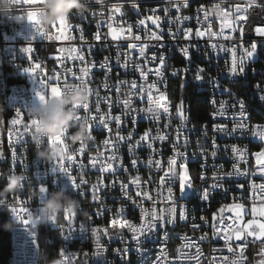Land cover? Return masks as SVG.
I'll return each mask as SVG.
<instances>
[{"label": "built area", "instance_id": "2783aa9c", "mask_svg": "<svg viewBox=\"0 0 264 264\" xmlns=\"http://www.w3.org/2000/svg\"><path fill=\"white\" fill-rule=\"evenodd\" d=\"M179 0H135L139 5V9L132 7L133 0H90L88 11L83 16L73 14L69 17L71 27L64 33L62 39H46L35 33V29L27 21L26 9L37 7L39 5H17L11 10L12 16H24L23 20L10 21L6 17H0V72L3 76L6 98H7V115L5 122L6 139L3 147L0 166L3 173L11 172L13 168L12 155L16 152L15 173H23L27 180L21 191L10 196L6 206H0V223L7 220L8 223H15V227L8 231L9 233V261L8 264H44V255L49 243L56 241L57 250L56 257H62L64 264H196L195 260L183 259V254L189 256L196 255V248L182 247L186 243L184 237L191 238L199 244L202 255L199 257L200 264H223V257L228 256L230 259L238 254L239 244L247 243L244 249V256L247 258L244 264H251L255 260L254 254L258 249H264V240L254 241V237H248L247 242L236 241L234 238L229 243L232 245L234 252L229 253L225 242L222 239H213V224L219 223L221 216L220 210L225 209L223 216H234L233 212L227 211L233 203H242L245 213L244 222L247 223L253 219L251 215L252 206L259 205L262 201L259 199L264 192V165L257 164L255 153L264 150V141L252 135V129L256 125L264 126V37H257L254 32L255 26H264V0H255L259 7L253 6L248 8L245 13L248 17L246 21H241L244 25L243 44L249 47L250 43L255 40L258 43V50L255 57L245 61V73L251 74L250 82H243V74L232 76L229 73L231 67V53L225 51L214 50L210 45L213 42L209 39L207 33L202 38L195 36L196 30L199 28L204 31L211 22L212 31L219 32L223 17H218L212 13L209 21H203L204 11H211L214 4H219L220 0H189V6H181L179 12L173 3ZM251 0H226L221 4V8L225 11L235 13L236 6L242 9L247 7ZM122 5L120 12H115L113 5ZM167 9V14L165 13ZM198 9H203L199 11ZM155 10V13H153ZM149 15L159 16L161 19L157 22L161 32L156 24L146 18ZM188 16L189 20L183 21L180 25V31L177 32L179 22L169 25V18L175 20V17ZM199 15L203 23H198L196 17ZM112 17V19H109ZM140 20H144V24H140ZM124 29L123 36H128V26H132V37L140 35L141 40L121 39L114 41L111 39L110 28ZM99 26V27H98ZM169 27L176 38L173 39L169 35ZM192 29V37L189 40L183 38L184 29ZM99 31L101 39L97 41L95 36ZM152 32H157L163 36L162 40H148L146 37ZM230 29H225V34L230 33ZM83 33L84 40L80 39ZM54 35H59L53 30ZM233 39L223 40L216 39L214 42L223 44L227 47L237 46V56L242 55L239 48L241 43L240 32L232 33ZM129 43L148 44L146 56L149 58L148 64L145 66L144 60L140 57L137 49H128ZM163 44L164 47H157ZM192 45L190 47V60L183 57L181 48ZM31 46L34 50L30 54H25L22 49ZM89 46L91 52L89 53ZM75 48L77 51L72 52ZM120 53V60L123 63L126 53L129 64L127 69L117 63V53ZM81 53L85 56L87 64L95 63L96 67L91 69L88 77V86L93 90V95L89 97V114L95 115L97 118L101 114H105L106 120L109 112V103L101 100L100 113H96V92L102 98H111V116L121 115L123 112V104L118 102L125 98L126 93L130 90V85L135 81L138 88L134 91L139 92V86L143 85L147 90V85L155 82L162 92H166L169 98V87H171V77H178L181 80L180 101H183V114L185 121L181 122L178 116L176 125H167V117L157 122L149 116H145L140 112L136 116L135 125L132 123L131 117L121 116L123 123L119 127L121 135L127 137L129 132L133 133V141L140 139L146 131H151V135L155 136L157 131L164 134V128L174 129V140L163 141L153 140L152 148L141 141L139 147L135 150V157L138 160L136 168L131 167L133 155L129 152L127 142L120 143L116 137L117 125L114 119L108 121L111 133L98 122L92 123L93 139L86 142L83 153L78 151L80 143L74 145L71 149V155L74 154V162L65 159L66 167H69L77 178V182L81 177L87 181L81 186V191L76 192L72 184L56 165L59 160L48 162L38 160L36 156L37 147L31 139V133H24L25 125L30 123L31 116L29 110L39 106V99L36 93L40 91L38 81L47 79L49 75L60 76L61 86L65 79L69 83L79 84L74 76L81 74V68L85 67V62L75 59L74 57ZM155 53L157 56L164 54L166 57L165 67L163 68L164 80L160 81L158 77L152 73L148 74V79L144 80L140 72L136 70V65L144 67L147 72L148 68H155L159 61L155 63L150 61L151 55ZM31 56L30 60L28 56ZM108 57L110 60L111 72L99 67L100 63ZM36 64L41 68L36 69L34 74H28L22 71L24 67L33 68ZM203 68L200 73L203 77L201 80L196 79L198 70ZM71 71H68V70ZM173 69L179 70L177 75H172ZM186 69V71H185ZM35 78L37 83L32 79ZM118 81H127L128 84H118ZM49 84L56 83L55 79L48 81ZM107 84V87H105ZM259 85V87H257ZM119 88V93L117 92ZM227 89V91H225ZM50 91V89H49ZM185 92H193L194 96L206 105V118L200 122L190 121L185 114ZM45 95H47L45 93ZM243 100L245 111L248 113V130L243 135L239 133L234 135H225L224 133L213 130L214 124H224L230 130L233 127V113L239 112V101ZM215 101V103H213ZM227 104V117L215 116L220 104ZM235 105V107H233ZM148 106L146 92L143 99L138 94L133 97V107L144 109ZM177 106H173L176 111ZM21 111L20 116L16 115V111ZM82 117L85 115L83 109L79 113ZM18 119L20 123L12 125L11 120ZM182 133L181 142L176 146L181 152H186L184 158L176 157L177 164L175 166L177 175L169 180L173 189L174 199L176 201V212L183 210L186 220H180V229H171V236L165 238L161 245H153L152 234L148 238L141 237L140 245L142 252L136 251L137 244L133 240V233L129 227L125 225L120 227L123 216L131 224L137 227L141 224V208L133 203V200L142 202L145 209L151 210L153 207L159 211L161 208H168L167 202L168 183L161 186L160 177L168 171V160L174 157L173 144L176 142V134ZM205 132L207 135L205 136ZM23 133V135H21ZM186 138L187 142H184ZM105 139L113 140V145H104ZM215 140L219 146L213 149L212 144ZM47 143V142H46ZM232 145H236L241 149H247L246 163L239 162L241 170L247 169L248 175L231 178L225 177L223 189H211L214 183L213 175H219L221 172H232L233 165L237 163V158L231 151ZM118 149V150H116ZM201 149L204 154L201 155ZM116 150V155L122 158V165L119 160L113 164L115 172H101V163H107V157L112 155V151ZM216 151L217 155L213 158L212 151ZM92 157H97L95 167L90 162ZM158 160L161 167H149L148 160ZM188 173L194 174V183L192 189L186 196H195V205L185 207V197H181L180 193H176V182H179V168L181 163H185ZM126 166L129 171L125 172L123 167ZM141 177L140 190L147 191L152 200L144 199L136 196L137 187L129 181L135 176ZM203 177V179H202ZM150 178V179H149ZM167 179V178H166ZM102 181V183H101ZM115 181V183H113ZM120 181L127 183L128 196L125 197L122 191ZM147 181V183H145ZM6 181L0 179V189H3ZM98 187V191L94 192L93 186ZM243 185V187H239ZM255 185V188H253ZM43 186L47 189L46 193L40 199L33 196L38 193L39 188ZM205 188L210 189V199L203 201L201 198L202 191ZM65 192L66 195L79 200L81 208L75 214L76 231L70 233V225L65 219V214L61 215L59 222L53 223L41 217L40 222L35 227L31 225L25 226L20 221L13 219L11 208L17 209L27 208L34 216L39 212L40 207L45 199L52 193ZM95 196V199H94ZM123 209V212H121ZM24 218H27V212H20ZM71 218L73 215H67ZM216 216V221L213 217ZM201 217H204L202 220ZM264 221V217H256ZM113 221H116L113 223ZM207 221V222H206ZM225 224L231 221L225 220ZM83 224L86 231H79L80 224ZM193 224L199 225L193 228ZM63 225V228L59 227ZM166 226L171 228V224ZM235 226V225H234ZM92 229H97V235L102 245V255L97 256L95 253L101 251L96 246V237L92 235ZM159 229V228H158ZM107 231L108 235H105ZM207 234V239L199 238ZM66 235H70L67 239ZM123 237V239L121 238ZM54 238V239H53ZM127 249V251H125ZM217 249V251H213ZM179 250V252H178ZM180 257V258H178Z\"/></svg>", "mask_w": 264, "mask_h": 264}, {"label": "snow or ice", "instance_id": "6c2138e0", "mask_svg": "<svg viewBox=\"0 0 264 264\" xmlns=\"http://www.w3.org/2000/svg\"><path fill=\"white\" fill-rule=\"evenodd\" d=\"M170 2H172V0H170ZM225 2H226V0H220L219 4L213 5L211 11H204L203 21H205V22L209 21V17H210V15H212V13H215L218 17H223V22L221 23V27H220L219 32L212 31V25H211V22H209L208 27L204 31H201L198 28L195 32V36L197 38H202L205 35V33H207L209 39L213 41L210 46L214 50L230 52L231 53V67L229 69V73L232 76H238V75H242L245 73V61L250 60L251 58L255 57L257 54V50H258V43L255 40H253L250 43L249 47L244 46V44H243L244 25L240 24V22L246 21L248 19L247 15L245 14L248 11V8L253 7V6L259 7V5H257L255 3V0H251V2L247 5V7L243 8V9L239 5H237L236 9H235V13H233L231 11H225L221 8V4H223ZM42 3H43V0H17L18 5L22 4V5L31 6V5H40ZM181 6H183L185 8L188 7L189 6V0H179V2L173 3V7H176L178 12H179ZM121 7H122V5H118V4L113 5V8H114L115 12H117V13L120 12ZM132 7L136 8L137 10L139 9V5L135 3V0H133ZM30 8H34V7H30ZM167 11L168 10L165 9L166 14H167ZM199 11H203V9H198V12ZM153 13H155V10H153ZM18 18L23 20L25 17L22 15V16H18ZM26 18H27V21L35 29L36 35H38L42 38L50 39V40L51 39H62V38H64V33L66 31H68V29L71 27V25L69 24V18L61 20L57 25H53L51 27V29H46L43 26H41L40 21L38 19V13H36L34 11H28L26 14ZM109 19H112V17H109ZM146 19L151 20L153 24L157 25V28L160 29L161 32L163 31V29H161L160 25L157 23L161 19L159 16H155V18H153V15H149ZM189 19H190V17H188V16L181 17L179 15H177L175 17V20H173L170 17L169 18V25H171L172 23L179 22V24L177 25V29H176V31L179 32L180 31V25L183 24V21H186ZM196 19H197L198 23H203L200 20L199 15L196 17ZM139 23L144 24L145 21L140 20ZM109 28H110L111 39L114 41L121 40V39H129V38L134 39L135 41L141 40L140 35H135L134 37H132V31H131L132 26L131 25L128 26V29H127L128 36L127 37L123 36L124 29H120L119 31H117V29L112 28L111 25H109ZM226 28L230 29L231 32L228 34H225ZM53 30L58 32L59 35H54ZM237 31L240 32V37H241V43L239 45V48L242 50V55H240L239 57L237 56V46L236 45H232L231 47H227L223 44L218 45L217 43L214 42L218 38H222L223 40H231V39H233L232 33H235ZM254 32H255V35L257 37H264V26H255ZM169 35L173 39L176 38V33H173L171 27H169ZM191 37H192V29L191 28L184 29L183 38L185 40H189ZM146 38L148 40L159 41V40L163 39V36L158 34L157 32H152ZM80 39L82 41L84 40L83 33H81ZM95 39L97 41H99L101 39L99 31L97 32ZM148 47H149L148 44L138 45L136 43H129L127 45V48L130 50L131 49H137L138 50L140 57L145 62V66L149 62V58L146 56V49ZM157 47L162 48V47H164V45L160 44ZM190 47H194V46L188 45V46H184L181 48V53H182L183 57L187 60H190V51H189ZM33 50L34 49L31 46H29V47L22 49V52L25 54H30L33 52ZM71 51L76 52L77 50L75 48H73V49H71ZM90 52H91V46H89V53ZM130 54L131 53H126L125 59H124L123 63H121L120 53L118 52L117 57H116L117 63L120 64L121 67L127 69L128 64H129L128 56ZM28 58L30 60L32 59V57L30 55L28 56ZM74 58L79 59L82 62H85V56L81 53H78ZM157 60L159 61L158 65L154 69L148 68L147 72L144 71L143 66H141L139 64L136 65V70L140 72V75L144 80L148 79L149 73H152L153 75L158 77L160 81L164 80L163 68L165 67L166 57L164 54H160L159 56H157L155 53H153L150 57V61L152 63H155ZM93 67H96L94 62L91 64H87V62H85V67L81 68V74L78 76H74V78L76 80H79V84L69 83L65 79V81L63 82V84L61 86L59 75H57L56 77L49 75L47 77V79H40L38 81L40 91H38L36 93V95L38 96L39 99L42 100L49 95H53V94L61 92L62 89H64L65 87H67L69 85H72V86L83 85L86 87L88 94H89V97H90L91 95H93V90L88 86V81L85 79V77L89 76L91 69ZM99 67L102 69H106V72L110 73L112 69L110 67L109 58L105 57L104 60L100 63ZM39 68H41V65L36 64L33 68H30V67L22 68V71H24L25 73H28V74H34L35 70L39 69ZM68 71H71V70L69 69ZM178 71L179 70L173 69L172 75H177ZM185 71H186V69H185ZM203 71H204L203 68H200L198 70V73L196 75L197 80L203 79V77L200 75V73H202ZM53 79H55L56 83L49 84L48 81H52ZM32 80L37 83L35 78H33ZM118 84L126 85V84H128V82L127 81H118ZM105 87H107V84H105ZM257 87H259V85H257ZM137 88H138L137 83L135 81H133L130 85V90L125 95V98L122 99V101L118 100V102L123 104L124 110H123L121 115H116L115 117L111 116V98L110 97L102 98L99 96V92L98 91L96 92V97H97L96 108H95L96 113H100L99 105H100L101 100H104L105 102L109 103V112L107 114V117H108L107 120L105 118V114H101L98 118L95 115H90L89 114V107H90L89 103L84 104L83 106H76L77 113H78L77 121L78 122H84L87 124L89 134H90V140L93 139V136H92V123L93 122H98V124L103 126V129H106L109 133H111L112 130L109 127L108 121H110L112 119L115 120L116 125H117L116 137L118 138V141L120 143L127 142L128 150L133 155V158L131 160V167L132 168H136V166H137L138 160L135 157V150L137 147L140 146L141 141L145 142L148 145V147L152 148L153 152H155V148H153L152 141L158 139L161 142H163L168 137H167V135L160 133L159 130L157 131V134L155 136H152L151 131L149 130V131H146L143 134V136L140 137V139L136 140L135 143H132V141H133V133L132 132H129L127 137H125L124 135H121L119 132V127L123 123L121 116L123 115L125 117H131L132 123L135 125L136 116L139 115L140 112H143L145 114V116H149L152 120L157 121V122L162 118L161 113H163L164 117H169V124L171 123V120H170L171 114L169 111L170 101L168 100L166 92H162L155 82L148 84L147 90L145 89V87L143 85H140L138 93L136 91H134ZM49 89H50V91H49ZM225 91H227V89H225ZM117 92L119 93V88H117ZM145 92L147 95L148 106L144 109H137V108L133 107V97L139 94L141 96V98L143 99ZM45 93L47 95H45ZM260 98H261V100H264V96H261ZM213 103H215V101H213ZM233 107H235V105H233ZM81 109H83L85 112V115L83 117L79 114ZM20 114H21V111L17 110L16 115L19 117ZM176 114L181 119V122L183 125V122L186 119L184 114H183V101H181L180 104L177 106ZM217 115L221 116V117H227L228 116L227 104L225 102H222L220 104V107L217 110V112L213 113L214 118ZM232 118H233V127L230 130L224 124H214L213 130L217 131V132L224 133L225 135H229V136L237 134V133H239L240 135H243L244 132L247 131L248 127H249L248 124L246 123V121L248 120V113L245 111V104H244L243 100L239 101V112L233 113ZM0 123H2V121H0ZM11 123H12V125H16V124L20 123V120L13 119V120H11ZM36 123H37V121L31 117L30 123L25 125L23 132L24 133H31L33 130V126ZM21 135H23V133H21ZM206 135H207V132H205V136ZM252 135L254 137L259 138L261 141H264V126L256 125L252 129ZM181 136H182V133L179 131V127H178L176 138H175L176 142L173 144V152L175 155H174V157H172L168 160V171H166L164 173V175L162 177H160L161 186L165 185L166 183L169 184V186L167 188V192H168L167 202L169 203L170 206L168 208H161L159 211H157V209L155 207H153L151 210H148V209L143 208L142 202H137V201L133 200V203L141 208V221L142 222H141L139 227L131 224L128 220L124 219L123 216L120 217V219L122 220L120 227L123 228L125 225H127L129 227L130 231H132V233H133L132 238H133V240L136 241V244H137L136 251L138 253L143 251L140 247V245L142 243L141 237L148 238L149 235L155 233L158 228L163 229V228H165V226L167 224H173L176 220V201L174 199L173 189L169 183V180L172 177H174L175 175H177L176 168H175V166L177 164L176 157L184 158L186 156V152H181L179 150V148H177V146H176L178 143L181 142ZM65 139L66 138H62L60 140L55 141V143L64 144ZM49 142H51V141H49ZM184 142H187L186 138H185ZM103 144L104 145H113L114 142H113V140L105 139L103 141ZM85 147H86L85 143H80L78 151L80 153H83ZM212 147H213V149H217L219 147L216 144L215 140H213ZM116 150H118V149H116ZM116 150H113L112 155L107 157V161H108L107 163H101V167H100L101 172H107V171L115 172L116 169L113 167V164L115 162H117L118 160H119L120 166H123L122 165V158H119L116 155ZM231 151H232L233 155L237 158V163L233 165V171L232 172H226V173L221 172L219 175L214 173V175H213L214 183L210 186L211 189H216V188L223 189V183H221V181L225 177L231 178L234 175L236 177L248 175L247 169L241 170L239 168V162H245V163L247 162L246 161V156L248 154L247 149L246 148L241 149V148L237 147L236 145H232ZM203 154H204V149H201V155H203ZM216 155H217V152L215 150L211 152V156L213 158ZM254 155L256 157L257 164L264 165V150L256 152ZM0 159H3L2 154H0ZM67 160L70 162H74V154L69 156L67 158ZM12 161H13V168H12L11 172H15V164H16V152L15 151H13ZM64 161H65V159L59 160V163L56 165V168H58L61 172L64 173L65 176H67V178L70 181V183L72 184L73 188L78 193L81 191V186L83 184H86L87 181L81 177L79 182H77L76 176L73 174L72 170L69 167L65 166ZM90 162L93 164V167H95L96 162H97V157H92ZM147 163H148L149 167L154 166L157 169H159L161 167L160 162L158 160L153 161V159L151 157L149 158ZM179 168L182 170L179 173V190H180L181 197H184L192 189V184H191V182H189V179H188V168L186 166V162L181 163L179 165ZM123 170L125 172L129 171V169L126 166L123 167ZM261 171H264V169H261ZM202 179H203V177H202ZM101 183H102V181H101ZM113 183H115V181H113ZM129 183L136 185V187H137L136 196L137 197H142V198L148 199V200L153 199V197L150 196L147 191L142 192L140 190L141 177L139 175L132 178L129 181ZM145 183H147V181H145ZM120 184H121L124 196L131 199V197L128 196V191H127L129 185L127 183H124L123 181H120ZM239 187H243V185H239ZM253 188H255V185H253ZM93 189H94V192L99 190L96 185L93 186ZM223 190L228 191L227 189H223ZM46 191H47V189L43 186H41L39 188V192L41 193V197H43V195L46 193ZM261 191L264 192V188H262ZM201 198L203 201H208L210 199V189L209 188H205L202 191ZM94 199H95V196H94ZM259 199L262 202L258 206L255 204L252 206L251 215H252L253 219L249 220L247 223L244 222V216L246 215V213H245L244 205L242 203H233L230 207L227 208V211L233 212L234 216L224 217L223 213H224L225 209L222 208L220 210L221 216L219 218V223L213 224V226H212L213 227V239H215V238L222 239L225 242V246L227 247V251L229 253L234 252L232 245L229 243L230 241L233 240V238L236 241H242L243 240L245 242H247L248 237H254L253 242H255L256 240H264V221H261L260 219L256 218V217H264V195H261L259 197ZM21 211L28 213L27 218H24L22 215H20ZM121 212H123V209H121ZM11 213L25 226L31 225L33 227L34 217H33L32 213L29 212V210L27 208L17 209L16 207H12ZM179 218H180V220H186L188 217H187L186 213L183 210H181L179 213ZM65 219L68 221V224L71 226L70 227V233L72 234L73 231H76L75 215H73L71 218H69L66 215ZM201 219L203 220L204 217H201ZM216 219H217V217L214 216L213 221H216ZM226 219L231 221V222L228 224H225L224 221ZM115 222L116 221H113V223H115ZM241 225H243V226L241 227ZM59 227L63 228V225H60ZM198 227H199V225L193 224V228H198ZM79 231H81V232L86 231V229L82 223L79 226ZM97 232H98L97 229H92V235L94 237H96V241H95L96 246L98 249H101V251H98L97 253H95L97 256H99V255H102V245L100 244V238L97 235ZM104 234L108 235L107 231H105ZM69 236L70 235H66L65 238L67 239ZM121 238L123 239V237H121ZM184 239L186 240V243L184 245H182V247H188V248L195 247L196 248V255L195 256H189L187 253H184L182 258L195 260L196 264H200L199 257L203 253L201 251L199 244L195 241H191V238L184 237ZM199 239L200 240L207 239V234L201 236ZM246 246H247V243L237 245L236 248L239 249L238 254H236L234 256V258H232V259H230L228 256H224L223 257V264H244L245 260L247 259L244 256V249ZM125 251H127V249H125ZM213 251L215 252V251H217V249H213ZM178 252H179V250H178ZM261 255H264V249H262ZM178 258H180V257H178ZM215 260H216V258L214 257L213 258V264H215ZM259 264H264V260H261L259 262Z\"/></svg>", "mask_w": 264, "mask_h": 264}, {"label": "clouds", "instance_id": "9594fccd", "mask_svg": "<svg viewBox=\"0 0 264 264\" xmlns=\"http://www.w3.org/2000/svg\"><path fill=\"white\" fill-rule=\"evenodd\" d=\"M89 2L90 0H43L39 6L26 9V14L28 11L38 13L41 26L51 29L53 25L73 14L82 16L89 10ZM17 5V0H0V17L15 22L22 20L18 16L11 15V10ZM87 103H89V94L86 87L69 85L59 93L39 99V106L29 110V115L37 121L33 126L31 139L37 147L38 160L54 162L67 159L71 156L74 145L90 140L87 124L77 121L76 109V106ZM62 138H66L64 144L55 143ZM0 179L6 181L3 189H0V206H6L8 198L22 190L27 177L23 173L0 172ZM33 196L40 199L41 193L34 192ZM80 208L79 200L66 195L65 192L52 193L43 201L39 212L34 214L33 227L40 222L41 217L57 224L62 214L75 215ZM10 214L16 222H19L12 213ZM14 227L15 223L12 222L4 225L5 230L8 231ZM45 264H64V260L62 257H56L50 261L46 260Z\"/></svg>", "mask_w": 264, "mask_h": 264}, {"label": "bare ground", "instance_id": "6f19581e", "mask_svg": "<svg viewBox=\"0 0 264 264\" xmlns=\"http://www.w3.org/2000/svg\"><path fill=\"white\" fill-rule=\"evenodd\" d=\"M251 81V74H243V82H250ZM180 91H181V80L178 77H171V87H169V98L170 106V120L171 123L169 124V117H167V125H176L178 123V115L176 111L173 110V106H178L180 101ZM190 92H185V99L187 98ZM193 93V92H192ZM176 97V98H175ZM7 115V114H6ZM164 134L167 135V139L165 141H173L174 140V129L172 128H164ZM189 182L194 183V178L192 173H188ZM176 193H180L179 190V182H176ZM195 205V196H186L185 197V207H192ZM179 213L176 212V219L179 218ZM171 229H180V220H175L173 224H171V228L165 226V228L157 229L155 233L152 234V243L153 245H161L162 242L165 241V238L171 236Z\"/></svg>", "mask_w": 264, "mask_h": 264}, {"label": "trees", "instance_id": "16d2710c", "mask_svg": "<svg viewBox=\"0 0 264 264\" xmlns=\"http://www.w3.org/2000/svg\"><path fill=\"white\" fill-rule=\"evenodd\" d=\"M184 106L185 114L190 121L200 122L206 118V105L198 98V96H194V93L190 92L188 94ZM192 176L194 178L193 173ZM6 223H8L7 220H3L0 223V264H8L9 261V233L8 230H5L4 228ZM56 250V241H53L52 243L50 242L44 255V264L46 260L50 261L53 258H56Z\"/></svg>", "mask_w": 264, "mask_h": 264}, {"label": "water", "instance_id": "95a60500", "mask_svg": "<svg viewBox=\"0 0 264 264\" xmlns=\"http://www.w3.org/2000/svg\"><path fill=\"white\" fill-rule=\"evenodd\" d=\"M6 114H7L6 90H5L3 76L0 72V121H2V123H0V154H2L3 152V147L6 139V132H5Z\"/></svg>", "mask_w": 264, "mask_h": 264}, {"label": "rangeland", "instance_id": "374dc122", "mask_svg": "<svg viewBox=\"0 0 264 264\" xmlns=\"http://www.w3.org/2000/svg\"><path fill=\"white\" fill-rule=\"evenodd\" d=\"M0 172H3V168L1 166H0ZM242 226L243 225H241V227ZM261 251H262V249L257 250V253L254 254V258H255V260L258 259V261L256 260V261L252 262L251 264H259V262L261 260H264V255H261Z\"/></svg>", "mask_w": 264, "mask_h": 264}]
</instances>
